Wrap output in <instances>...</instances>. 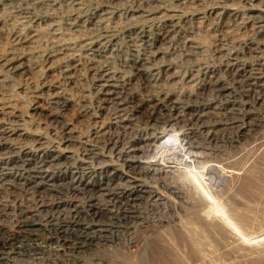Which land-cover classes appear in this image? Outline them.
<instances>
[{
  "label": "rangeland",
  "instance_id": "374dc122",
  "mask_svg": "<svg viewBox=\"0 0 264 264\" xmlns=\"http://www.w3.org/2000/svg\"><path fill=\"white\" fill-rule=\"evenodd\" d=\"M59 221L92 236L74 264L145 263L181 235L186 264H264V0H0L6 262L66 264Z\"/></svg>",
  "mask_w": 264,
  "mask_h": 264
},
{
  "label": "bare ground",
  "instance_id": "6f19581e",
  "mask_svg": "<svg viewBox=\"0 0 264 264\" xmlns=\"http://www.w3.org/2000/svg\"><path fill=\"white\" fill-rule=\"evenodd\" d=\"M233 129V128H232ZM106 134V133H105ZM119 134V133H118ZM111 135V134H110ZM105 137V136H104ZM111 138V137H110ZM115 140V139H114ZM116 141V140H115ZM116 145V144H115ZM169 146V145H168ZM167 146V147H168ZM184 146V145H183ZM166 147V146H165ZM186 147V146H185ZM170 151V150H169ZM166 152V151H165ZM118 154V153H117ZM155 154H157V151L155 152ZM167 154L168 153H162V158H160L161 160H160V162H163L162 164L163 165H172L173 163L175 164V163H177L176 161H174L173 159L171 160V158H167ZM121 155V154H120ZM170 155V154H169ZM169 157V156H168ZM172 157V156H171ZM152 161H149L148 160V162H147V160H140V162L138 163V167H141L142 169H151L150 167V163L151 162H157L158 160H153V159H151ZM136 165V164H135ZM156 166V165H155ZM135 167V166H134ZM157 168V167H156ZM155 169V168H154ZM156 170H158V169H156ZM262 186V185H261ZM100 187V186H99ZM53 188V187H52ZM107 188V187H106ZM106 188H101V189H105L106 190ZM63 189V188H62ZM77 189V188H76ZM101 189H99V190H101ZM68 190V189H67ZM66 190V191H67ZM99 190H98V192H99ZM112 190V189H111ZM105 192V191H104ZM100 195H102V196H104V195H106L105 193H100ZM110 197V196H109ZM112 198V197H111ZM133 198V197H132ZM93 201V200H92ZM117 201V200H116ZM45 203V202H44ZM42 204V203H41ZM48 204V203H47ZM53 205V204H52ZM51 205V206H52ZM57 206V205H56ZM75 206V205H74ZM91 208L92 207H94V206H96L94 203H92V204H90L89 205ZM127 206H128V203L126 202L125 204H122V206H121V209H122V211L123 212H128V211H130L128 208H127ZM2 207V206H1ZM46 207V206H45ZM120 207V206H119ZM131 207V206H130ZM51 208V207H50ZM4 209V208H3ZM73 209V208H72ZM81 209V208H80ZM133 209V208H132ZM134 209H135V207H134ZM37 210H39V209H37ZM96 210H98V209H96ZM95 210V212L94 213H96L97 211ZM136 210V209H135ZM21 216H19L18 217V219H17V232H16V234H14L13 235V237H11V240H12V242L14 243V240H21L22 242H23V240H26V238H28L29 236H31L32 234L30 233V229H31V222L30 221H32V220H30V218L28 219V216H27V214H25L24 212H23V210L21 209ZM52 211V210H51ZM73 212H74V222H76V221H79V209H78V207H75L73 210H72ZM110 211V210H109ZM6 212V211H5ZM48 212V211H47ZM58 212V211H57ZM89 212V211H88ZM39 213V212H38ZM90 213V212H89ZM18 214V213H17ZM127 214V213H126ZM134 214V213H133ZM6 215V214H5ZM102 215V214H101ZM59 216V215H58ZM95 216V215H94ZM93 216V217H94ZM120 216V215H119ZM124 216V215H123ZM45 217V216H44ZM109 217V216H108ZM33 218V217H32ZM39 218V217H38ZM42 218V217H41ZM84 219V218H83ZM110 219V218H109ZM119 219V218H118ZM39 220V219H38ZM46 220V219H45ZM59 220V219H58ZM113 220V219H112ZM41 221V220H40ZM83 221V220H82ZM102 221V220H101ZM105 221V220H104ZM107 221V220H106ZM125 221V220H124ZM132 221V220H131ZM16 222V221H15ZM33 222V221H32ZM48 222H49V220H48ZM87 222V221H86ZM145 223H147L148 221H144ZM199 222V221H198ZM89 223V222H88ZM98 223V222H97ZM111 223V222H110ZM121 223H122V221H121ZM127 223H129V220H128V222ZM15 224V223H14ZM114 224V223H113ZM117 224V223H116ZM134 224V223H133ZM204 224V223H203ZM88 225V224H87ZM115 225V224H114ZM202 225V224H201ZM69 226V225H68ZM110 226V225H109ZM180 226V225H179ZM54 227H55V233L54 234H52L51 233V235L48 237V238H46V239H52V240H54V242H53V244H56L55 246H52L53 247V249H52V251H54L55 253H56V255L55 254H51V248H50V255L51 256H53L54 258H58L57 256L58 255H60V253H68V254H70L71 255V258L69 257L66 261H67V263H69V264H74V263H78L79 261H80V258L82 257L81 256V253H83V251L85 252L86 250H82V252H81V250H80V247H82V246H85V247H87L89 244H90V242H91V237L92 236H89L90 234H89V232H88V230H84L83 231V233H85L84 235H81V236H75V235H73V234H75L76 232H72V233H69L68 232V230L67 229H64V227L62 226V225H60V221H59V223L57 222V223H55V225H54ZM74 227V226H73ZM88 227V226H87ZM94 227V226H93ZM108 227V226H107ZM13 228H15V227H13ZM45 228H46V226H45ZM50 228V227H49ZM68 228V227H67ZM85 228V227H84ZM118 228V227H117ZM73 229V228H72ZM81 229V228H80ZM102 229V228H101ZM101 229H95V230H93V231H90V232H96V231H98L99 232V234H101L104 230H101ZM105 229H107V228H105ZM112 229V228H111ZM168 229V228H167ZM187 229V228H186ZM191 229V231H192V228H190ZM210 229V228H209ZM51 230V229H50ZM113 230V229H112ZM188 230V229H187ZM52 231V230H51ZM125 231V230H124ZM186 231V230H185ZM15 232V231H14ZM44 233H45V230L43 231ZM60 232V233H59ZM97 232V233H98ZM117 232V231H116ZM187 232V231H186ZM185 232V233H186ZM81 233V232H80ZM107 233V232H106ZM105 233V234H106ZM82 234V233H81ZM93 234V233H92ZM158 234V233H157ZM156 234V235H157ZM192 234V233H191ZM5 235V234H4ZM113 235H114V233H113ZM159 235V234H158ZM161 235V234H160ZM173 235V234H172ZM188 235V234H187ZM37 236V235H36ZM40 236V235H39ZM109 236V235H108ZM151 236V235H150ZM179 236V235H178ZM192 236V235H191ZM47 237V236H46ZM101 237V236H100ZM35 238V237H34ZM42 238V237H41ZM112 238V237H111ZM110 238V239H111ZM147 238V237H146ZM161 238H163V236H161ZM175 238V239H174ZM173 239H171V240H169V241H165V246L163 247H161V249H159L158 251H154L153 252V254L151 253V255L149 256V254H148V256L146 257V259H145V263L146 264H186V261H187V259H185L186 257H185V254L184 253H182V249H181V245L183 246L184 245V247L185 248H187L188 249V247H193L195 250H196V243H194L193 242V239L192 238H188V237H185L184 235H181V236H179V237H174ZM207 238V237H206ZM118 239V238H117ZM133 239V238H132ZM164 239H165V237H164ZM1 240V239H0ZM43 240V239H42ZM51 240V241H52ZM96 240V239H95ZM115 240V239H114ZM196 240V239H195ZM201 240V239H200ZM208 240H209V238H208ZM44 241V240H43ZM122 241V240H121ZM146 242H147V240H145ZM162 241V240H161ZM164 241V240H163ZM4 242V241H3ZM22 242H20V243H22ZM32 242V241H31ZM30 242V243H31ZM48 242V241H47ZM112 242H114V241H112ZM145 242V243H146ZM28 243V242H27ZM37 243V242H36ZM98 243V242H97ZM118 243H120V242H118ZM29 244V243H28ZM195 244V245H194ZM35 245V244H34ZM37 245V244H36ZM42 245V244H41ZM44 245H46V244H44ZM90 246H92V245H90ZM29 247V246H28ZM41 247V246H40ZM113 248V247H112ZM144 248H146V247H144ZM12 249V248H11ZM41 249V248H40ZM46 249V248H45ZM142 249V248H141ZM198 249V248H197ZM10 250V249H9ZM42 250V249H41ZM48 250V249H47ZM115 250V249H114ZM11 252H12V250H10ZM33 251V250H32ZM38 251V250H37ZM43 251V250H42ZM48 251V252H49ZM41 252V251H40ZM9 252L7 251V249H6V247H3V248H1L0 249V264H9V263H7L6 262V260L9 258V257H11L10 256V253L8 254ZM19 253V252H18ZM37 253V252H36ZM42 253V252H41ZM44 253V252H43ZM116 253V252H115ZM127 253V252H126ZM125 253V254H126ZM135 253V252H134ZM191 253V252H190ZM195 253V255L194 256H191V257H196V252L195 251H193V253H192V255ZM23 255L22 256H24L25 255V257L27 256V254H24V253H22ZM47 254V253H46ZM49 254V253H48ZM112 254V253H111ZM49 255V256H50ZM56 257H55V256ZM66 255V254H65ZM137 255V254H136ZM48 256V255H47ZM67 256V255H66ZM114 255H112V257H113ZM119 256V255H118ZM19 257V256H18ZM29 257H32V259H40L41 258V256H39V255H33V254H29ZM61 257V256H60ZM121 257H123V256H121ZM13 258V257H12ZM23 258L24 257H21V259L23 260ZM54 258H48V260H49V262L51 261V259L54 261V262H56V260L54 259ZM11 259V258H10ZM14 259V258H13ZM27 259V258H26ZM43 258H41V260H42ZM59 259V258H58ZM101 259V258H100ZM126 259V258H125ZM19 260H20V258H19ZM44 260V259H43ZM63 260V259H62ZM110 260V259H109ZM114 260V259H113ZM16 261V260H15ZM18 261V260H17ZM24 261V260H23ZM30 261V260H29ZM32 261V260H31ZM39 261V260H38ZM121 264H140L139 262H136L135 261V259L134 258H132V259H128V260H126V261H124V259L122 258L121 259ZM141 261V260H140ZM6 262V263H5ZM18 262H20V261H18ZM28 262V261H27ZM40 262V261H39ZM44 262V261H43ZM70 262H72V263H70ZM108 262V261H107ZM110 262H112V261H110ZM36 263V262H35ZM66 263V264H67ZM102 263V262H101ZM145 263H141V264H145ZM14 264H15V262H14ZM21 264H23L22 262H21ZM44 264V263H43ZM50 264V263H49ZM55 264V263H54ZM113 264V263H112ZM115 264V263H114Z\"/></svg>",
  "mask_w": 264,
  "mask_h": 264
}]
</instances>
